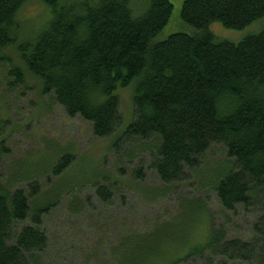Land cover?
I'll list each match as a JSON object with an SVG mask.
<instances>
[{
	"label": "trees",
	"instance_id": "16d2710c",
	"mask_svg": "<svg viewBox=\"0 0 264 264\" xmlns=\"http://www.w3.org/2000/svg\"><path fill=\"white\" fill-rule=\"evenodd\" d=\"M32 2L49 15L26 35L19 16ZM172 9L169 0H0V65L8 86H25L27 77L38 81L41 95L51 94L67 117L90 123L98 139L121 126L116 92L130 88L133 119L110 147L119 152L136 142L131 154H147L148 169L164 185L186 182L210 146L223 145L235 170L203 176L201 185L223 210L247 215L246 237H230L225 225L208 220L204 242L179 260L264 264V24L238 43L216 40L209 30L218 23L241 31L263 21L264 0H181L180 20L192 32L158 41ZM3 147L0 139V153ZM73 159L60 155L51 174L61 175ZM142 165L133 173L138 181L144 180ZM84 180L61 179L42 197L37 183L12 192L0 184V264H43L45 220L63 196H79ZM98 180L87 186L108 204L113 186ZM82 209L72 203L68 213ZM124 239L120 253L130 242ZM140 244L139 260L155 253Z\"/></svg>",
	"mask_w": 264,
	"mask_h": 264
},
{
	"label": "rangeland",
	"instance_id": "374dc122",
	"mask_svg": "<svg viewBox=\"0 0 264 264\" xmlns=\"http://www.w3.org/2000/svg\"><path fill=\"white\" fill-rule=\"evenodd\" d=\"M169 2L172 14L157 36L158 41L175 32H192L180 20L181 0ZM48 15V10L39 3L27 4L19 16L24 33L36 30ZM263 24L264 20L241 31H232L214 23L209 30L216 40L238 43L257 33ZM8 81L7 68L0 65V139H4L0 184L12 192L26 188L28 183H37L38 196L42 197L61 179L69 183L86 179L80 182L79 196L73 192L63 196L58 208L45 220L49 247L43 264H117L123 260L122 255L126 256L124 264H168L171 261L189 264L191 261L179 259L191 247L204 242L210 221L214 226L225 225L230 237H246L247 215L223 210L211 188L201 185L203 176L210 178L219 171L235 170V161L227 156L223 145L212 144L201 157L196 175L191 172L186 182L164 185L148 169L147 154H131L137 147L136 142L119 152L110 147L114 137L133 119L130 88L116 92L121 126L112 136L98 139L93 136L90 123L79 117H67L51 94L41 95L38 81L27 77L25 86L18 87L8 86ZM129 150L131 155L127 161ZM65 153L73 155V162L61 175L53 176L54 163ZM141 163L144 180L138 181L133 173ZM92 179L113 186L115 194L110 203L94 197L91 187L87 186ZM72 203L84 209L68 213ZM194 203L200 207H194ZM228 218L232 225L226 222ZM125 237L130 242L120 253L118 249ZM140 243L147 249L154 246L155 252L142 261L136 252Z\"/></svg>",
	"mask_w": 264,
	"mask_h": 264
}]
</instances>
